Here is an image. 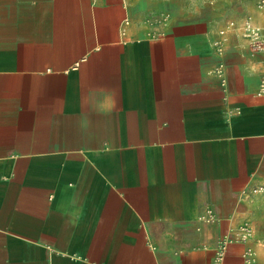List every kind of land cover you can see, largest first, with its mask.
Instances as JSON below:
<instances>
[{
    "label": "crops",
    "instance_id": "0c3cea01",
    "mask_svg": "<svg viewBox=\"0 0 264 264\" xmlns=\"http://www.w3.org/2000/svg\"><path fill=\"white\" fill-rule=\"evenodd\" d=\"M195 4L0 0V264H214L255 224L264 50Z\"/></svg>",
    "mask_w": 264,
    "mask_h": 264
},
{
    "label": "built area",
    "instance_id": "2783aa9c",
    "mask_svg": "<svg viewBox=\"0 0 264 264\" xmlns=\"http://www.w3.org/2000/svg\"><path fill=\"white\" fill-rule=\"evenodd\" d=\"M259 5L264 10V0H260ZM167 18V15L150 16L147 17L145 22L150 25H157L167 20ZM131 23L130 18L124 20L121 30L123 34L128 32ZM229 29H239L253 51L264 50V24L256 22L252 16H245L241 20L229 19L225 27L220 29V33L226 34ZM149 34L154 38H160L164 35V31L154 27L149 30ZM262 86L264 88V82ZM254 238L255 228L249 222L239 224L237 227L230 229L217 240L214 264H230L227 257L230 246L234 243H243L245 246L242 251L241 264H257L259 254L253 241Z\"/></svg>",
    "mask_w": 264,
    "mask_h": 264
},
{
    "label": "rangeland",
    "instance_id": "374dc122",
    "mask_svg": "<svg viewBox=\"0 0 264 264\" xmlns=\"http://www.w3.org/2000/svg\"><path fill=\"white\" fill-rule=\"evenodd\" d=\"M195 7L200 13L213 16L220 11H227L231 17L244 18L245 16H252L264 23V10L259 5L260 0H193ZM216 16V15H215ZM241 18V19H242ZM240 19V20H241ZM239 20V19H238ZM259 217L255 224L249 221L251 225L256 227L257 235L264 236V196H262L258 203ZM264 264V262H262Z\"/></svg>",
    "mask_w": 264,
    "mask_h": 264
}]
</instances>
